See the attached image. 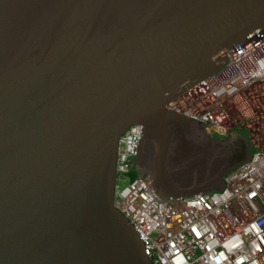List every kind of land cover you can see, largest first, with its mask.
Masks as SVG:
<instances>
[{"label": "water", "instance_id": "obj_1", "mask_svg": "<svg viewBox=\"0 0 264 264\" xmlns=\"http://www.w3.org/2000/svg\"><path fill=\"white\" fill-rule=\"evenodd\" d=\"M263 25L264 0H0V264H152L119 139L160 199L222 189L248 141L169 104Z\"/></svg>", "mask_w": 264, "mask_h": 264}, {"label": "built area", "instance_id": "obj_2", "mask_svg": "<svg viewBox=\"0 0 264 264\" xmlns=\"http://www.w3.org/2000/svg\"><path fill=\"white\" fill-rule=\"evenodd\" d=\"M218 69L169 108L221 137L245 128L250 158L220 190L163 200L137 174L117 184L114 205L129 220L152 264H264V25L225 51ZM138 125L120 137L118 177L134 172Z\"/></svg>", "mask_w": 264, "mask_h": 264}, {"label": "rangeland", "instance_id": "obj_3", "mask_svg": "<svg viewBox=\"0 0 264 264\" xmlns=\"http://www.w3.org/2000/svg\"><path fill=\"white\" fill-rule=\"evenodd\" d=\"M231 133H233V134H238V135H240V136H242V137H244L247 141H248V133H247V131L245 130V128H243V127H240L239 125H235L232 129H231ZM217 136V135H216ZM218 137V136H217ZM248 147H249V150H250V152L253 150V148H251V146H250V144L248 143ZM129 179H130V176H119L118 177V180H117V182H118V185L119 186H122V185H124L125 183H127L128 181H129Z\"/></svg>", "mask_w": 264, "mask_h": 264}, {"label": "trees", "instance_id": "obj_4", "mask_svg": "<svg viewBox=\"0 0 264 264\" xmlns=\"http://www.w3.org/2000/svg\"><path fill=\"white\" fill-rule=\"evenodd\" d=\"M134 175H136L135 171L130 174V178Z\"/></svg>", "mask_w": 264, "mask_h": 264}, {"label": "flooded vegetation", "instance_id": "obj_5", "mask_svg": "<svg viewBox=\"0 0 264 264\" xmlns=\"http://www.w3.org/2000/svg\"><path fill=\"white\" fill-rule=\"evenodd\" d=\"M212 133V132H211ZM217 136L214 134V133H212V136H211V138H216Z\"/></svg>", "mask_w": 264, "mask_h": 264}]
</instances>
